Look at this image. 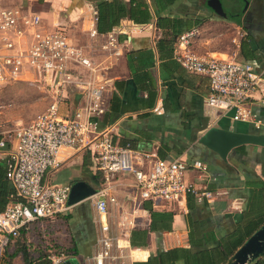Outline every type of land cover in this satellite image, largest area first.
I'll use <instances>...</instances> for the list:
<instances>
[{
    "label": "crops",
    "instance_id": "1",
    "mask_svg": "<svg viewBox=\"0 0 264 264\" xmlns=\"http://www.w3.org/2000/svg\"><path fill=\"white\" fill-rule=\"evenodd\" d=\"M103 1L118 4L119 13L118 22L100 33L120 28L119 38L126 46L123 56L114 59L106 72L107 111L100 128L110 127L115 143H129L155 158L203 161L208 167L207 173L200 177L198 172L189 171L188 178L219 192L212 201L189 196L181 205L146 201L156 210L175 212L172 230L163 231L161 235L150 232L147 246L134 247L130 242L131 231L148 229L151 217L147 210L139 209L140 199H135L137 191L131 185L132 174L116 175L123 210L138 209L136 226L130 229L125 242L129 256L126 264L145 261L159 250L174 247H191L195 251L211 249L220 242L232 243L246 237L230 256L231 260L247 239L264 225V146L242 144L231 149L224 158L204 145L201 138L211 127L264 134V89L256 93L258 100L253 106L255 115L262 121L260 126L234 121L229 116L214 117L205 106L210 93L208 77L187 71L175 58V45L163 42L160 49V39L170 30L159 28L157 21L159 17L182 19L181 25L175 28L180 30L179 35L196 29L197 36L191 44L195 52L249 62L264 74V0H248L245 12L233 15L226 14L225 8L238 7L239 0H227L221 13L210 6L211 0H134L133 3L131 0H22L21 6L41 14L49 29L60 24L69 35L76 31L86 33V43L82 36H70L77 44L88 46L91 9L98 10V3ZM218 1L221 4L225 0ZM135 5L141 11L137 16L147 20L135 22L131 18L129 9ZM96 57L102 62L106 59L101 52ZM6 138V147L0 149V163L4 165L7 152L15 144L12 135L7 134ZM48 179L56 184L85 179L96 187L101 182L90 150L64 152L61 165L49 172ZM10 187L13 188L11 182ZM69 211L70 218H60L56 226L41 220L24 230L21 240L31 257L38 258L49 252L52 260L63 256L64 259L76 258L80 264H95L92 257L99 237L95 206L91 199H86ZM257 225L260 226L247 236ZM192 240L197 244H192ZM54 247L74 250L76 255L55 256L52 254ZM263 256L264 253L257 259ZM2 264H25L21 246L13 243ZM29 264L38 263L34 260Z\"/></svg>",
    "mask_w": 264,
    "mask_h": 264
},
{
    "label": "built area",
    "instance_id": "2",
    "mask_svg": "<svg viewBox=\"0 0 264 264\" xmlns=\"http://www.w3.org/2000/svg\"><path fill=\"white\" fill-rule=\"evenodd\" d=\"M121 30L108 33L98 30V10L91 9L87 33L88 46L74 42L60 24L49 29L41 14L23 6L0 8V82L32 79L40 85L48 104L33 121L14 131L15 144L7 152V178L13 185L11 202L0 212V264L12 237L28 223L40 219L54 220L70 210L68 197L71 183L56 184L49 172L62 163L67 150H90L102 185L89 199L97 212L98 247L95 264H126L127 237L136 226L138 209L127 212L119 199L115 176L130 173L131 185L140 199L139 209L146 201L165 204L184 203L189 196L212 201L219 192L188 178L189 171L203 177L208 171L201 160L155 158L147 151L129 143L114 142L110 127L101 129L100 121L107 111L106 72L114 59L123 56L126 43L119 38ZM196 29L179 35L174 48L175 58L189 72L208 77L210 93L205 106L214 117L229 116L234 121H262L253 111L263 91L264 74L249 62L201 55L191 48ZM94 52L105 55L97 59ZM73 87L84 88L74 114L70 115L69 97ZM9 131L0 125V149L7 145ZM113 209V212H112ZM120 213L116 217L114 211ZM120 210V211H118ZM145 211V210H144ZM53 257L55 264L63 260Z\"/></svg>",
    "mask_w": 264,
    "mask_h": 264
},
{
    "label": "trees",
    "instance_id": "3",
    "mask_svg": "<svg viewBox=\"0 0 264 264\" xmlns=\"http://www.w3.org/2000/svg\"><path fill=\"white\" fill-rule=\"evenodd\" d=\"M135 2L134 0H131V3ZM136 4V3H135ZM130 16L135 22H141L142 20H147V18H139L137 16V13H141V11L137 10V6H131L129 9ZM118 13H119V6L113 1H103L98 3V30L104 31L106 29L112 28L114 24L118 22ZM142 13H146L145 11ZM182 19H174V18H166V17H159L157 21V25L159 28L162 29H169L170 32L167 31V33H164V37L160 39L159 41V47L161 49V43L163 42H169L171 45H176L178 40V35L180 33V30H176L175 27H178V25H181ZM183 29V27H182ZM182 31V30H181ZM169 36V37H167ZM2 138V135L0 134V139ZM7 172V166L3 163H0V212H3L8 204L11 202V194L14 192V189L10 187L9 179L6 175ZM99 175V174H98ZM100 178V185H97V187H100L102 185V179ZM150 202H144L143 203V209L147 210L151 217V222L148 229H133L131 231L130 235V242L131 245L134 247L139 246H147L148 239H149V233L155 232L157 235H161L163 231H170L172 230V222L174 218V211H159L156 210L153 205ZM70 211L59 213L56 215V218L54 220H48L51 225L58 223V220L60 218L68 220L70 218ZM41 220H47V219H40ZM33 221V222H37ZM28 223L25 227H23L20 230V234L16 237H12L11 241L9 243V246L6 250V253H8V250L10 246L14 243L16 245L21 246V250L23 253V257L25 260V264L31 263V261L34 262L37 261L38 264H53V260L50 256V253H44L38 258H33L30 256L27 250V246L25 242L21 240L23 236L24 230L29 226ZM260 225H257L256 227H253L247 234V236H250ZM246 238V237H245ZM245 238L238 241H234L232 243H223L220 242V244L217 247L211 248V249H202V250H193L191 247H174L170 248L168 250H159L155 254L151 255L147 260L145 261H135L133 264H226L230 259V256L234 253V251L244 242ZM192 244L196 245L195 241H191ZM55 256H61L64 255L65 257L76 255V252L74 250L70 249H63L54 247L53 253ZM11 257L14 256V254L10 255ZM253 264H264V256L262 258L257 259L256 262Z\"/></svg>",
    "mask_w": 264,
    "mask_h": 264
},
{
    "label": "water",
    "instance_id": "4",
    "mask_svg": "<svg viewBox=\"0 0 264 264\" xmlns=\"http://www.w3.org/2000/svg\"><path fill=\"white\" fill-rule=\"evenodd\" d=\"M241 7L237 14L244 13L248 7V0H240ZM218 0L209 1L210 6L221 13L217 7ZM85 92L84 88L73 87L70 90L69 107L72 116ZM201 142L226 158L236 146L242 144H257L264 146V134L237 132L221 127H211L201 138ZM98 190V187L85 179H78L71 183L68 205L74 206L83 200L89 199ZM264 253V225L254 232L249 239L236 251L227 264H250ZM58 264H80L76 258L63 259Z\"/></svg>",
    "mask_w": 264,
    "mask_h": 264
},
{
    "label": "rangeland",
    "instance_id": "5",
    "mask_svg": "<svg viewBox=\"0 0 264 264\" xmlns=\"http://www.w3.org/2000/svg\"><path fill=\"white\" fill-rule=\"evenodd\" d=\"M21 1L22 0H0V8L21 6ZM226 2L227 0L223 3L221 2V4L220 2L217 3V7H225ZM239 3L238 7L227 6L224 12L229 15L238 13L241 7L240 0ZM73 34H75L76 37L82 36V41L86 43V33L81 34L76 31V33ZM73 34L71 33L70 35L74 36ZM94 54L99 56V52H94ZM32 76L33 74L27 75V79L25 80L0 82V125L2 129L9 131L7 134L9 136L12 135L13 139L15 129L31 123L48 104L46 93L38 83L34 82ZM114 214H116V217L112 219V223L116 229L117 225L114 221L117 220V216L120 215V213L116 210L114 211Z\"/></svg>",
    "mask_w": 264,
    "mask_h": 264
}]
</instances>
